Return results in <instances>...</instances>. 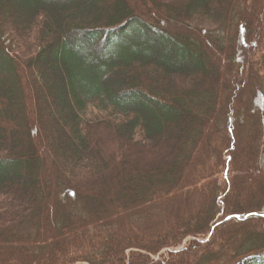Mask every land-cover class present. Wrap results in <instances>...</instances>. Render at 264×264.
Here are the masks:
<instances>
[{
    "label": "trees",
    "instance_id": "1",
    "mask_svg": "<svg viewBox=\"0 0 264 264\" xmlns=\"http://www.w3.org/2000/svg\"><path fill=\"white\" fill-rule=\"evenodd\" d=\"M0 245L264 264V0H0Z\"/></svg>",
    "mask_w": 264,
    "mask_h": 264
},
{
    "label": "rangeland",
    "instance_id": "2",
    "mask_svg": "<svg viewBox=\"0 0 264 264\" xmlns=\"http://www.w3.org/2000/svg\"><path fill=\"white\" fill-rule=\"evenodd\" d=\"M13 17L15 16L14 14H11ZM208 28H211V27H213V26H211V25H209V26H207ZM41 113H43L42 112V107H41ZM149 156L150 155H146V156H144V160L143 161H147L146 159H148L149 158ZM263 162V161H262ZM246 179H248V177H246ZM191 194V193H190ZM191 196V195H190ZM192 198V203H194L196 200H195V198L192 196L191 197ZM191 206V205H190ZM191 209H192V207H191ZM187 210H185V211H183V212H179V211H177V209H175V208H173L171 211H169V212H171V213H166L164 216H160L157 220H156V223H155V225H154V227H156L157 228V230H159L158 228H161L162 226H164V224H167V223H169L170 222V218L169 217H173L174 215H180V216H184V214H186V213H190L192 210H189L188 212H186ZM138 224V223H137ZM136 226H139V224L138 225H136ZM135 226V227H136ZM1 246V245H0ZM64 251V249H63V247L62 246H58L57 247V249H56V252H58V253H60V252H63Z\"/></svg>",
    "mask_w": 264,
    "mask_h": 264
}]
</instances>
